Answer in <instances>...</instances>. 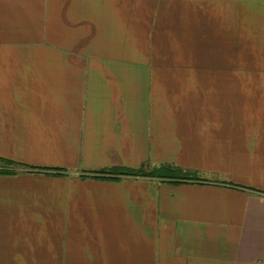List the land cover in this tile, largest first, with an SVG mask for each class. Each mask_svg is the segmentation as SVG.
I'll return each mask as SVG.
<instances>
[{
	"label": "crops",
	"instance_id": "obj_1",
	"mask_svg": "<svg viewBox=\"0 0 264 264\" xmlns=\"http://www.w3.org/2000/svg\"><path fill=\"white\" fill-rule=\"evenodd\" d=\"M240 1L0 0V158L35 168L0 175V264H264V84L235 83L264 76V32ZM162 165L203 181L96 178Z\"/></svg>",
	"mask_w": 264,
	"mask_h": 264
},
{
	"label": "trees",
	"instance_id": "obj_2",
	"mask_svg": "<svg viewBox=\"0 0 264 264\" xmlns=\"http://www.w3.org/2000/svg\"><path fill=\"white\" fill-rule=\"evenodd\" d=\"M18 170L35 171V168L0 158V175L2 176L14 175L17 173ZM99 174H104L109 176L96 177V178L116 179L118 176H132V177L140 176V177H153L161 181H168L173 183L203 181L202 179L199 178L196 172L185 171L181 168L172 165H162L159 167H155L151 169L148 174H144L142 168H140L139 170L112 169L109 171L100 172Z\"/></svg>",
	"mask_w": 264,
	"mask_h": 264
},
{
	"label": "rangeland",
	"instance_id": "obj_3",
	"mask_svg": "<svg viewBox=\"0 0 264 264\" xmlns=\"http://www.w3.org/2000/svg\"><path fill=\"white\" fill-rule=\"evenodd\" d=\"M239 2H242V1L235 0V4H239ZM260 5H262V7L264 8V0H251L249 2V4L247 6H245V11L248 13L249 16L260 17V19L262 20V23H261L262 24L261 25L262 26V31L264 32V13H262V14L260 13L259 14V13L255 12V11H253L255 9V6H260ZM236 12H237V10H236ZM258 35L264 38V33L263 34H258ZM260 41H261V39H260ZM215 47H217L219 49L220 53H221V51L225 50V46L223 44L217 45ZM239 47L240 46L236 45V51H237V48L239 49ZM237 57H239V56H238V53L236 52V58ZM235 83L236 84H264V76H262V75L239 76V77H235ZM142 170H143L144 174H148L149 171H150V169H147V168H142ZM138 177H140V176H138ZM146 178L159 180V179L153 178V177H146Z\"/></svg>",
	"mask_w": 264,
	"mask_h": 264
}]
</instances>
